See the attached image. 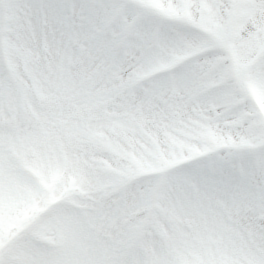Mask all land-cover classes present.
Segmentation results:
<instances>
[{
    "label": "snow or ice",
    "instance_id": "snow-or-ice-1",
    "mask_svg": "<svg viewBox=\"0 0 264 264\" xmlns=\"http://www.w3.org/2000/svg\"><path fill=\"white\" fill-rule=\"evenodd\" d=\"M0 264H264V0H0Z\"/></svg>",
    "mask_w": 264,
    "mask_h": 264
}]
</instances>
